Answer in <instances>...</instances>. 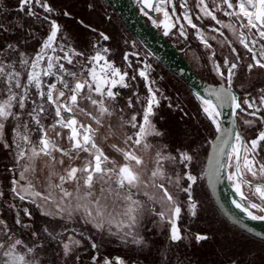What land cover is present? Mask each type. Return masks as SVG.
Segmentation results:
<instances>
[{
	"label": "snow or ice",
	"instance_id": "6c2138e0",
	"mask_svg": "<svg viewBox=\"0 0 264 264\" xmlns=\"http://www.w3.org/2000/svg\"><path fill=\"white\" fill-rule=\"evenodd\" d=\"M138 3L165 36L188 40L190 28L209 50L219 83L206 96L195 94L201 122L214 133L205 138L212 149L206 166L195 170L200 145L174 147L157 126L161 99L170 98L154 87L150 65L129 75L109 58L102 42L111 37L83 20L96 40L90 51L79 49L57 19L72 13L53 0H17L15 16L0 0V264H171L172 245L212 239L179 223L182 211L198 216L201 180L214 187L226 179L239 197L235 208L264 221V81L257 85L264 77V0ZM241 68L248 80L237 90ZM137 77L145 81L143 97L132 83ZM225 109L231 127H224ZM153 234L165 236L162 249ZM176 264L185 261L177 256ZM220 264L246 262L225 252Z\"/></svg>",
	"mask_w": 264,
	"mask_h": 264
},
{
	"label": "trees",
	"instance_id": "16d2710c",
	"mask_svg": "<svg viewBox=\"0 0 264 264\" xmlns=\"http://www.w3.org/2000/svg\"><path fill=\"white\" fill-rule=\"evenodd\" d=\"M5 2L10 8V14L15 16L17 14L15 11L17 0H5ZM53 2L58 9L64 8L72 13L71 18L60 16L57 19L58 22L64 26L65 34L70 37L72 41L77 43L79 49L88 48L89 41L92 37L91 32L80 26V24L77 22V20H83L85 24H91L93 27L104 31L111 37L109 45L114 51L113 59L116 60V62L120 61V57L123 53V48L120 42V32H125L129 36L130 34L122 26L116 15L115 22H104L102 18L104 9H111L104 0H53ZM90 4L92 5L91 8L89 7ZM153 15L157 16V14ZM28 22L31 23L30 20ZM37 32L42 36L45 32V29L40 28L37 25ZM166 37L176 46L179 51L181 50L179 44L174 42L170 37ZM213 43L215 44V42ZM36 46L37 41H33L32 45H30L28 48V52L31 54ZM217 53L219 56V48H217ZM224 54H227L226 49L224 50ZM183 56L188 61L184 54ZM188 63L201 79L214 84L219 83L209 78V71L205 72L206 75H209V77L202 75L193 67L190 61H188ZM174 78L177 77L174 76ZM181 84L186 87L182 82ZM160 109V116L163 117V120L174 126L172 127V129L174 128L173 131L169 130L171 132L168 133L169 136H174L175 128H177L179 133L177 135L178 139L174 142L175 145L173 146L176 147L180 146L182 143L187 144L194 141V143H192L193 147L200 145V147H198L200 152L198 153L196 167L200 164L201 158H204L203 160L205 162L209 144L207 143L204 148L203 144L205 143V138L208 140L213 139V130L207 127V124H204L203 122H199V125H195L190 121L180 122V117L170 108H167L164 102L161 104ZM192 109L197 110L196 107H192ZM197 115H199V111L197 112ZM199 195L200 198L205 199V201L207 200L204 203V207L207 208L206 215H200L198 220L193 221L191 225H188V222L185 221L179 223L181 227H190L192 231L199 230L207 232L210 234L212 239L203 243L202 245H196L193 243L190 246H188V242L185 241V243L181 245L178 250L176 249L175 245H172V251L170 252L171 264H176L177 256H180L181 259L185 261V264H220V262L225 259V252H227L228 255L239 254V258L244 260L246 264H248V262H250V264H264V243L253 239L237 228L231 226L220 215L211 201V198L205 187V183L199 188ZM151 236H154V234ZM163 237L165 239L164 235ZM160 246L163 245L158 242L157 247L160 248ZM113 254H119V251L113 252ZM154 256L155 252H153V255L149 256L148 259L151 260Z\"/></svg>",
	"mask_w": 264,
	"mask_h": 264
},
{
	"label": "water",
	"instance_id": "95a60500",
	"mask_svg": "<svg viewBox=\"0 0 264 264\" xmlns=\"http://www.w3.org/2000/svg\"><path fill=\"white\" fill-rule=\"evenodd\" d=\"M114 11L122 26L130 36L152 55V57L170 73L177 77L186 88L193 93H200L206 96L205 89L216 84L201 79L181 51L147 18H145L139 8L138 0H104ZM154 14V12H150ZM230 109L224 110V127H231ZM212 149L208 146L204 167ZM205 187L211 198L215 209L233 227L255 240L264 243V221H252L231 203L233 199L239 197L233 192L230 183L223 179V182L210 186L204 180Z\"/></svg>",
	"mask_w": 264,
	"mask_h": 264
},
{
	"label": "rangeland",
	"instance_id": "374dc122",
	"mask_svg": "<svg viewBox=\"0 0 264 264\" xmlns=\"http://www.w3.org/2000/svg\"><path fill=\"white\" fill-rule=\"evenodd\" d=\"M111 9L109 8H105L104 11H103V20L104 22L108 23V22H115L116 21V17H115V14H113L111 11ZM141 14L147 18L151 23H152V20L149 19L148 16H145L142 11H141V7L139 8ZM156 14V13H155ZM150 16H153V17H156L155 15L149 13ZM67 18H71V17H67ZM225 20H227V18H225ZM79 20H77L78 22ZM153 24V23H152ZM80 26H82L80 24ZM83 27V26H82ZM158 28V27H157ZM159 29H162V28H159ZM163 30V29H162ZM92 34V37H91V40L90 41H95L96 40V36ZM173 41H174V36L170 35L169 36ZM72 41V40H71ZM132 41V38L126 34L125 32H120V42H121V46L123 48V53H124V50L125 48L128 47V43ZM73 43H75L74 41H72ZM102 43H106L107 46L110 47L109 42H102ZM76 46L78 47L77 43H75ZM137 48L139 50V53H141L142 51H145L139 44H137ZM37 47V46H36ZM35 47V48H36ZM179 47H180V51L181 53H183L185 55V57L188 59V61H190V63L193 65V67L202 75H205V76H208L210 75L209 78H211L212 80L216 81V82H219L218 78L215 76L214 72H212L210 69H211V65L209 63V60H208V56H209V50H194V48H189L188 47H184L182 48V46L179 44ZM82 50H85V51H90V47L88 46V48H85V49H82ZM123 53H122V56H123ZM113 56H114V51L111 49V54H110V59L111 60H114L113 59ZM122 56L120 57V60L122 61L120 65H118V63L116 62V60H114L117 64V66H121L122 68L124 69H127L128 71H130V75H132V73H134L135 71V68H136V64L133 65V67L131 69H128L123 60H122ZM154 59V58H152ZM153 63L157 64L161 70V72L164 74V79H165V82H164V87H165V91H162V93L166 96H168L170 99L165 101L163 99H161V104L164 102V104H166V107H168V104L169 103H172L174 105L173 108H170L173 112H175L179 117V121L180 122H184V121H190L192 123H194L195 125H199L202 121V117H200L199 115H197V112L199 111V107H198V101L195 99V95L193 93H191L186 87H184L182 84H181V81L177 78H174V75L172 73H170L165 67H163L161 64H159L157 61L154 62V60H152ZM206 71H209V75H206ZM253 80H256L255 77H252ZM248 80V77H246L245 75V72H244V69L241 68L240 69V72H239V75H238V78L235 80L234 84H235V87L237 88V90H239V86L244 84L246 85V82ZM261 81H264V77H261L260 80L257 81V85H259V83ZM133 83V86L136 87V90L140 93L142 92L143 93V96L145 95L144 93V86H143V83L140 79L137 80V82H132ZM142 96V97H143ZM175 99L178 100V102L182 103L183 105V108L185 110L186 113H188L187 117H184L183 115L181 116V113L179 110H177L179 107H177V105H175ZM192 107H196L197 110H194L192 109ZM161 108V106H160ZM158 109V117H157V126L159 128H161L162 130H165L167 135L166 137H168V140L166 141H170L172 142V145H175L174 142L178 139V137L174 138V136L172 135L171 137H169V134L168 133H171L169 130H172V125H170L169 123H167L165 120H161L160 119V110L161 109ZM244 119H247L248 117H243ZM204 124H206V122H203ZM239 128L242 132V134H245V135H251L250 132H248V130L243 126L242 123H240L239 125ZM174 139V140H173ZM207 142H205L203 144V148L206 146ZM198 153L200 152V149H197ZM203 151V150H202ZM4 155L5 153L0 151V160H3L4 158ZM204 159V158H203ZM201 158L200 160V164L196 167V172H202V170L204 169V160ZM4 163H8L7 160H4ZM196 163H197V160H196ZM204 180H201L199 182V187H197L196 189V196L198 198V200L200 201V207L198 208V216L196 218H191L189 216L186 215L185 212L182 211V219L180 222L182 221H185V222H188L187 224L188 225H191L193 223V221L195 220H198L199 216L200 215H206L207 213V208L204 207V203L207 201H205V199L203 198H200V195H199V188L202 187V185L204 184ZM181 198H183V194H181ZM149 227H151V225H149ZM158 231V230H156ZM150 239H154L156 240L157 242H160V244H162L164 246V237L163 235H155L154 236H150ZM162 242V243H161ZM158 244V243H157ZM163 246H160V248L162 249ZM110 251L112 252H116V251H119V249L115 248V246H113L112 248L109 249ZM86 264H88L87 261H85Z\"/></svg>",
	"mask_w": 264,
	"mask_h": 264
},
{
	"label": "built area",
	"instance_id": "2783aa9c",
	"mask_svg": "<svg viewBox=\"0 0 264 264\" xmlns=\"http://www.w3.org/2000/svg\"><path fill=\"white\" fill-rule=\"evenodd\" d=\"M133 1L136 2L137 0H133ZM110 11L113 14H115L112 9ZM133 53H135L137 55H132ZM125 54L129 55V61H123L126 67H127L128 62H131L133 65H135V64L137 65L136 68H135L134 73H132V74H135L139 70H142L144 68V65H146V64L150 65L151 66V68L149 69L150 78L152 80L156 81V84L154 85V87H158V88L161 89V91H165L164 74L161 72L159 66L157 64L153 63V61H151V59L153 57H152V55L150 53H148L147 51H142L141 53H139V50H138L137 45H136V42L132 39V41H130L128 43V47L125 48L123 56ZM123 56H122V60H123ZM152 60H154V62H156L155 59H152ZM138 79H140L142 81L143 86H144V93L146 94L145 81H143L141 78L137 77V80ZM137 80L133 81V82H137ZM175 103H176L175 105H177V107H182L183 108L182 103L178 102L177 99H175ZM183 110H184V108H183ZM184 112H185V110H184ZM184 112L180 111L181 116L183 115L184 117H187V116L184 115Z\"/></svg>",
	"mask_w": 264,
	"mask_h": 264
},
{
	"label": "crops",
	"instance_id": "0c3cea01",
	"mask_svg": "<svg viewBox=\"0 0 264 264\" xmlns=\"http://www.w3.org/2000/svg\"><path fill=\"white\" fill-rule=\"evenodd\" d=\"M180 2V0H177V3H179ZM192 3H193V0H189V4H190V6L192 5ZM179 9H178V13H179ZM155 14V13H154ZM225 19V18H224ZM194 22L195 23H200L199 21H196L195 20V18H194ZM209 23V21H207V20H205L204 21V24H205V26L207 25ZM159 29V28H158ZM162 33H163V30L162 29H159ZM175 29L173 30V32L175 33ZM187 31H188V34H189V38H188V40H184L183 38H181V37H179L178 36V33H176V34H170V35H172V36H174V42H176L177 44H180L181 46H182V48H184V47H188L189 46V48H194V50H199V49H201V50H204V48H203V46L199 43V41H198V39L196 38V36L194 35V30L193 29H187ZM164 34V33H163ZM170 35H168V37L170 36ZM121 60L120 61H118L117 63H118V65H120L121 64ZM128 71V70H127ZM129 72V75H130V71H128ZM123 91V93L125 94V96H127V95H130L131 94V92H130V90L129 89H124V90H122ZM140 94H141V96H143V93L142 92H140ZM121 103H123V101H121ZM137 108H139V106H137ZM132 114V112H131V110H128V115H131ZM174 136L177 138L178 136V131H177V128H175V130H174ZM166 136H168V135H166ZM170 137V136H169ZM180 137V136H179ZM165 140H168V137H165ZM105 150L110 154V155H115V153H112V151H111V149L107 146V145H105Z\"/></svg>",
	"mask_w": 264,
	"mask_h": 264
},
{
	"label": "bare ground",
	"instance_id": "6f19581e",
	"mask_svg": "<svg viewBox=\"0 0 264 264\" xmlns=\"http://www.w3.org/2000/svg\"><path fill=\"white\" fill-rule=\"evenodd\" d=\"M135 2V1H134ZM146 51V50H145Z\"/></svg>",
	"mask_w": 264,
	"mask_h": 264
}]
</instances>
